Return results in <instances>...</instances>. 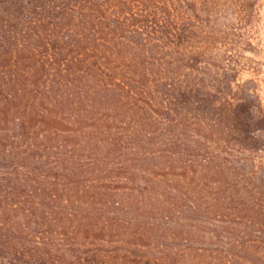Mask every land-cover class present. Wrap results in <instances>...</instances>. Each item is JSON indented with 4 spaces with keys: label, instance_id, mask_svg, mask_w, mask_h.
<instances>
[{
    "label": "trees",
    "instance_id": "trees-1",
    "mask_svg": "<svg viewBox=\"0 0 264 264\" xmlns=\"http://www.w3.org/2000/svg\"><path fill=\"white\" fill-rule=\"evenodd\" d=\"M259 1L0 0V264H257Z\"/></svg>",
    "mask_w": 264,
    "mask_h": 264
},
{
    "label": "rangeland",
    "instance_id": "rangeland-1",
    "mask_svg": "<svg viewBox=\"0 0 264 264\" xmlns=\"http://www.w3.org/2000/svg\"><path fill=\"white\" fill-rule=\"evenodd\" d=\"M259 8L256 13V24L251 27V33L250 36L252 37V42L254 45H256L257 52L256 54H249V53H244L245 57L253 59L258 65H259V70L260 73L258 75L259 80L263 81V98H264V0L259 1ZM248 75H243L242 79L246 80L248 79ZM203 243H210L209 241L205 240ZM213 243H216L213 241ZM204 246L209 250L212 248L211 245L204 244ZM192 247L194 248H199L198 243L192 244ZM184 251V249L180 250ZM186 253H190V251L186 250ZM185 253V254H186ZM188 255L185 256V258ZM257 264H264V253H259L257 254L254 259ZM206 264H209L208 262Z\"/></svg>",
    "mask_w": 264,
    "mask_h": 264
}]
</instances>
